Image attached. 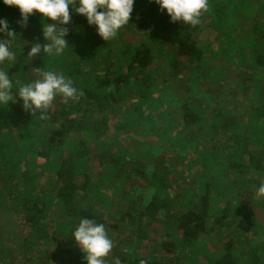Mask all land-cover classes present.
I'll use <instances>...</instances> for the list:
<instances>
[{"label":"trees","instance_id":"16d2710c","mask_svg":"<svg viewBox=\"0 0 264 264\" xmlns=\"http://www.w3.org/2000/svg\"><path fill=\"white\" fill-rule=\"evenodd\" d=\"M208 3L209 8L202 14L199 25L184 26L170 22L149 0H135L129 25L110 42H104L84 17L76 16L77 22L70 21L66 26L67 56L77 64L73 68L76 74H73L87 84L81 87L73 82L83 95L67 103L56 97L48 113L50 118L46 119L49 124L54 122V128L45 124L39 133L31 131L29 134L24 130L36 136L34 143L25 146L19 145V128L4 132L6 123L2 117L5 112H12L18 116L19 123L23 122L20 117L37 123L39 116L24 110L19 100L0 107V249L9 239L12 246L20 244L22 259L28 264H87L71 233L81 218H88L103 223L113 241L106 264H192L191 260H210L217 254L214 264H264V241L255 238L262 230L253 229L254 212L264 208V201L255 199L256 188L264 183V139L252 140L246 131L238 132L237 124L230 119V123L221 125L226 118H221L224 117L222 106L223 109L225 106L222 94L226 92L229 100L245 102L235 98L236 89L241 87L249 94V88L254 90L252 84L259 87L254 90L257 95L247 113L264 121V0H241V5L239 0H208ZM16 19L23 24L20 16H15ZM237 19L246 23L242 22L237 34H232L229 40H240L243 43L240 48L244 47L245 40L252 45L247 57L243 55L245 48H241L239 55L244 62L238 70L220 55L219 49L225 38L221 28L229 26L228 32H232L231 22ZM24 28L21 38L32 36L34 43H39L43 37L39 14L30 16ZM0 38H4L3 35ZM216 39L220 40L216 51H207ZM29 50H15L18 56L15 71L20 72L24 67V73L28 70L31 74L32 67L41 68L39 60L35 62L25 56ZM70 74L67 78L74 80ZM133 91L146 96L155 92L158 97L172 98L178 104L177 109L172 110V127L180 136L187 137L186 142L182 140L180 150V153L186 151L187 158L177 154L178 150L169 154L166 149L153 156L152 147H146L141 140L129 137L128 143L122 145L123 140L115 137L109 149L89 158V162H97L92 166L94 171L90 169L76 179L79 175H72L73 165L85 155L86 150L80 146L87 147L84 143L87 137L99 140L110 131L124 134L128 131L130 122L118 119L122 108L133 101ZM204 97L214 105L209 108L203 105ZM200 106L205 111L204 117L211 118L210 125L207 118L197 112ZM219 107L218 115L212 113ZM10 125L15 127L13 121ZM202 126H209L207 135L198 129ZM171 133L175 136L173 130ZM13 140L16 149L11 153L8 143ZM114 144L115 151L112 150ZM60 147L62 151L54 156ZM228 153L235 154L234 162L228 161ZM32 156L38 172L44 163L56 157L57 175L55 180L51 177L47 186H38V181H33L31 186L22 189L19 183L27 184L33 177L25 168ZM10 157L18 159L17 163L11 162ZM199 160L202 163L200 176L187 180L185 172ZM182 162L185 166L178 170ZM217 162H223L219 179ZM104 169L112 170L124 185L114 205L89 199V188ZM14 172H19L16 177ZM220 182L224 189L218 195ZM250 186L255 189L251 190ZM146 190L151 194L144 204ZM134 192L140 194L135 196ZM44 194L50 195L58 205L64 220L59 228L61 232L53 229L50 221L40 222L47 218L39 216L45 212V203L34 201L33 197ZM225 196L229 199L222 202ZM16 213H24L26 225L30 227V234L26 233L28 241L4 228L16 219L5 220L3 214L13 218ZM38 222L39 229H45L38 232L41 237L37 238L32 228ZM201 242L205 243L202 247ZM184 248L197 252L195 256L189 255L190 250L184 255ZM137 249L142 251L140 256ZM15 256L17 254L6 255L0 264H17Z\"/></svg>","mask_w":264,"mask_h":264},{"label":"rangeland","instance_id":"374dc122","mask_svg":"<svg viewBox=\"0 0 264 264\" xmlns=\"http://www.w3.org/2000/svg\"><path fill=\"white\" fill-rule=\"evenodd\" d=\"M241 0H239V4L241 5ZM240 8V6H239ZM71 11V10H70ZM229 14V11L227 12ZM2 16H7V20L8 23L10 24L9 29L11 31L14 32V34L17 36L16 41H15V45H14V51L15 50H21L24 51V49L26 50L27 48L29 49L31 47V43L29 42H33L34 43V38L32 36H26V38H21V35L25 33V26L23 24H19L17 19L15 20V16H20V13L18 12V9L15 10V8L13 6H7L4 5L3 3H0V18ZM81 18L82 16L76 15V14H72L71 15V21L72 22H77V18ZM243 22V21H242ZM241 19H237L234 22H231L232 25V32H228V30L230 29L229 26H224L221 28V31L224 30L223 35H224V40H223V45L220 46V55L224 56V59L232 62V66H234L235 68L241 69L243 67V56L239 55L241 48H245L243 55L247 57V54L250 53V50L252 48V45L249 44V42H247L245 40L244 43V47H239L240 44H243L240 40H229V37L234 34V36L237 34V27L242 25ZM243 23H246V21H244ZM34 24V22H33ZM19 25H23L22 27ZM38 25H40V23H38ZM32 26V25H31ZM244 31V30H243ZM31 35V34H30ZM244 37V36H241ZM18 40V41H17ZM22 40V41H21ZM21 41V42H20ZM25 41V42H24ZM75 41V40H74ZM17 42V43H16ZM40 44L45 43L43 37L40 38V40L38 41ZM25 43V44H24ZM220 43L219 39L214 40V46H211V48L207 51L209 52H214L216 51L217 47H215L216 45L218 46ZM71 46V44H70ZM242 46V45H241ZM75 48H79L78 46H75ZM73 49V47H72ZM77 50V49H76ZM69 54V50L66 49L64 55L62 57H47V56H42L43 53L40 54V56H35V57H29L32 59V61H37L39 60L40 62V66L42 68V66L44 67L45 70H53L56 71L60 74L65 75L66 77L70 74L72 76V78L74 80H72L74 83H76L77 85L81 86V87H85L87 86V84H85L84 80H80L76 77V75H74L73 73H75V69L77 64L75 62H73L71 60V58H68ZM25 56H28L27 53H25ZM18 57V56H17ZM14 67L17 69L16 65L13 64L10 66L9 68V75H13V80L15 81H20L22 83H26L29 81L30 78H27L26 76H30L31 74H29L28 72V67H27V74L24 73V67H22L18 72L15 71ZM30 67V66H29ZM36 69L34 67L31 68ZM20 73V74H19ZM76 74V73H75ZM234 75L235 72H234ZM257 76H260V73L257 74ZM259 87V85L257 84H252V88L254 90H256ZM225 89H227L226 87H224ZM249 88V94L246 93L245 91H242L241 87H238L236 89V99H244L245 102H240L238 100H229V97L227 96L226 92L224 93L223 99H224V109L222 106V116L221 118H225L224 121H221V125L225 124V123H230L229 119L231 121H235L234 123L237 124V130L238 132H244L246 131L247 134L249 135V137L252 140L255 139H264V121L258 119V118H254L251 116H248L247 113V109L249 107H251L252 103H254V99H255V95H257V93ZM13 91V90H12ZM110 90H108L109 92ZM14 92V91H13ZM133 93L135 94L133 101L131 100V102H128L127 107L122 108V113H120L119 115V119L120 121H124L127 120L128 122H130V126L127 127V132H125L126 134H124V132L121 131H117L116 132H107L106 134H104L99 140H96L92 137H87L84 141L85 144H87V147L85 148V146H80L81 149H83L85 152V155L83 156V158H81L78 163L77 161L74 163L73 165V169H72V175L74 177L78 176L76 179L81 178L82 175L86 174V172L90 169H92V171H94L95 167H92L93 165H95L97 162L91 160L90 162L88 161L89 158H91L92 154L97 155L98 152H102L103 150H105L106 148L109 149L111 147V143L115 140L114 138L116 137L118 141H121L122 145H125L128 143L129 141V137H134L137 138L139 140H141L142 142L146 143V147L151 146L153 149V156H157L158 154L162 153V151L164 149L167 150V153L171 154L173 152H176L177 150V154L179 153V155L184 156L183 158L186 159L187 158V154L186 151L184 150L183 153H180V150L182 149V140H185L187 137L184 138V136H180L179 132L177 131V129L173 128L172 124L174 122V114H172V110L174 111L175 109H177L178 104L172 99V98H168V97H158L157 94L155 92H151L149 95H140V92H135L133 91ZM12 94V93H11ZM227 98V100H226ZM204 97V103L205 106L207 108L211 107L214 105V103H208L207 100ZM246 105L248 106L246 108ZM245 107V109L243 110V108ZM200 109H197V112L199 114H202V116L204 117V110L203 107L200 106ZM221 108L219 107L218 109H215L212 113H214L215 115H218L219 110ZM178 111V110H176ZM196 112V113H197ZM171 115V116H170ZM81 117V114L79 115ZM76 117V116H75ZM204 118H207L206 116ZM2 119L4 120V123H6V125H4V132H7L8 130L12 129H16L19 128L18 133L21 134L20 135V142L19 145H28L31 142L34 143L36 141V136L35 134H32V136L28 135L27 133L34 131V133H39L40 130H43V127L45 126V124H47V126L49 128H54V122H50L47 123L46 119H41L39 117V120L34 121L33 123H31L32 121L29 120H24V118L20 117V119L23 121L22 123L18 122V116H15L12 112H5V115H3ZM77 119V118H75ZM213 119H215L213 117ZM16 120V122L14 121ZM210 120L211 118H207L206 122H209L210 125ZM10 121H13L15 124L14 126L10 125ZM205 122V123H206ZM49 124V125H48ZM14 127V128H13ZM47 127V128H48ZM199 130H203L204 134L203 135H207L208 131H209V126H202L200 128H198ZM24 130H28L27 133L24 132ZM171 130H173V133H175V136H172ZM140 131H142V134L140 133ZM14 133V132H12ZM11 132H9V134H12ZM30 134V133H29ZM41 134V133H40ZM84 134V133H83ZM124 134V135H123ZM199 134L201 135V132H199ZM87 134H85L86 136ZM186 136V135H185ZM199 136V135H198ZM74 137V136H73ZM73 137L71 139H73ZM83 139V138H82ZM82 139L80 140V142H82ZM116 141L115 143L117 144ZM186 142V140H185ZM12 143L14 145H12ZM116 144L113 145V151H115V147ZM68 145V144H67ZM205 144H203L202 146H204ZM16 143L13 141H11V144L8 143V147L10 148V152L16 149ZM107 146V147H105ZM71 146L68 145V148H70ZM180 148V149H179ZM62 147L57 148L56 151L54 152V156L59 155L60 152L62 151ZM220 150H222V146L219 147ZM33 152V151H31ZM12 153V152H11ZM205 153L202 152L200 154V156H202ZM186 154V155H185ZM225 152L223 153L222 156V160L224 161V159H226ZM30 156V155H29ZM56 158V157H55ZM52 158V160H50L47 163H44L41 167V173L36 171L37 165L35 163V158L34 156L30 158H28V162H27V166L25 167L26 169L30 170L32 172V179H30V181L25 184L23 181L20 184L22 189H26L29 186H31L33 184V181H38V186H47L50 183V180H55L57 175V168H56V159ZM11 162L17 163L18 159L10 157L8 158ZM200 159V157H199ZM228 161L234 162L235 159V154H229L228 153ZM84 160V163H83ZM81 163V164H79ZM194 165L193 168L191 166V169L187 170L185 172L186 178L187 180L189 179V181L191 179H193V177L196 178V176H200L201 173V160H199V163H194L192 164ZM197 165V166H196ZM183 166H185L184 162L178 164V170H180L181 168H183ZM216 166H219V170L217 171V174H219L218 179L220 177V173H221V169L223 168V162H217ZM23 169V168H22ZM52 169V171H51ZM38 170V169H37ZM182 170V169H181ZM102 174L98 176V181L94 182L93 185L90 186V200L91 201H95V202H103V203H109L110 205L114 203H117L118 201V197H116L117 193L123 192V188L124 185L121 184V181H119L117 178H115L114 173H112V170L109 169H104L102 170ZM19 172H14V177H16L18 175ZM55 176V177H54ZM52 177V179H51ZM87 180V179H84ZM231 184V182L229 183V185ZM189 185V184H188ZM223 182L219 183V187L217 189V194L220 195L223 192ZM251 190H254L255 187L250 186L249 187ZM21 189V190H22ZM257 189V188H256ZM38 193H40V191L38 190ZM140 194V192H134L133 195L138 196ZM142 194V193H141ZM150 190H146V192L144 193L145 196L144 197V204L146 201H148L147 197L150 195ZM110 198V199H109ZM229 198H227L226 196L222 199V202H226ZM34 201L37 202H44V213L42 215H39L40 217H47L45 219H41L40 222L41 223H47V222H51L52 223V228L57 230V232H61L59 230L61 223L64 222V220L61 218V213H59L58 211V205L53 201V199L51 198L50 195L44 194V195H40L39 197L34 196L33 197ZM219 200V197H218ZM243 212V211H241ZM58 213L60 214V216H58ZM10 214H3L2 218H4L5 220H9V219H16L15 223L13 222L11 225V221L5 225L4 228L11 229V231L15 232L17 237L19 238L20 236L25 237L27 239V235L29 233V229L30 227H27L25 219H24V213L23 214H19L16 213V215L12 218L11 216H9ZM254 219H255V225L253 226V229H261L262 231L259 233L258 232V236L256 234V240L257 241H264V208L262 209V211H256L254 212ZM240 216V215H238ZM61 220V221H60ZM17 223V224H16ZM16 224V225H15ZM45 228H40L39 229V222L38 224H36L35 227L32 228V232L35 234V236L41 237L39 236L41 233H38L40 230H44ZM8 231V230H7ZM38 233V235H37ZM30 234V233H29ZM10 235V233H9ZM36 239V238H35ZM28 241V239H27ZM5 242H7L1 249H0V263H2L4 261V259L6 258L5 256L8 255V257H11L13 254H17V259H15L18 263L17 264H28L27 261H24L22 259V253L20 252L21 248H20V244L15 245L13 244V246L10 244L11 242H9V239L5 240ZM30 243H32V238H30L29 240ZM48 242V241H47ZM46 242V243H47ZM205 243L201 242L199 243V246L202 247ZM197 248L195 247V250ZM191 252L189 253V255H194L196 254L197 251L193 252L192 248H184L182 249V252L184 255H187L188 251ZM139 256L141 255V250L137 249ZM17 252V253H16ZM218 254L213 256L210 260H199L198 262L196 260H191V258L189 257V260H191L192 264H214L216 258H217ZM23 260V261H22Z\"/></svg>","mask_w":264,"mask_h":264},{"label":"clouds","instance_id":"9594fccd","mask_svg":"<svg viewBox=\"0 0 264 264\" xmlns=\"http://www.w3.org/2000/svg\"><path fill=\"white\" fill-rule=\"evenodd\" d=\"M0 3L17 8L24 26L30 16L39 14L45 43L29 42L31 47L27 55L35 57L43 53L42 56L55 58L62 57L69 47L66 26L72 14L84 17L104 42L115 41L121 29L129 25L135 0H0ZM149 3L156 4L170 22H180L184 26L199 25L202 14L209 8L208 0H149ZM0 35L4 37L0 38V107L19 100L24 110L41 119H49L48 113L56 97L67 103L75 102L83 95L70 78L45 70L43 66L33 69L28 82H14L8 70L17 58L14 51L17 36L3 18H0ZM12 90H15V95L11 94ZM255 199L264 201V183L257 187ZM71 238L79 246L87 264H106L105 258L113 247V241L103 223L81 218Z\"/></svg>","mask_w":264,"mask_h":264}]
</instances>
